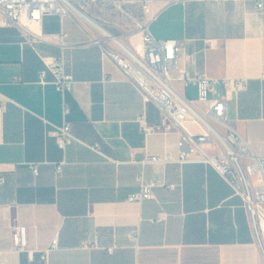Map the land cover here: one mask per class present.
Here are the masks:
<instances>
[{
  "label": "crops",
  "instance_id": "obj_1",
  "mask_svg": "<svg viewBox=\"0 0 264 264\" xmlns=\"http://www.w3.org/2000/svg\"><path fill=\"white\" fill-rule=\"evenodd\" d=\"M123 9L100 2L86 13L132 48L142 43L138 22L156 39H178L179 67L191 74L247 79L240 92L216 84L212 97L264 156V8L174 0L147 14L137 3ZM96 35L75 16L46 15L28 33L0 27V264H264L242 198L211 166L175 160L180 131L166 128ZM61 55L67 93L44 63ZM65 122L74 141L60 150L53 132ZM166 154L172 160L143 163ZM151 181L152 198L127 200ZM17 225L23 251L12 242Z\"/></svg>",
  "mask_w": 264,
  "mask_h": 264
},
{
  "label": "built area",
  "instance_id": "obj_2",
  "mask_svg": "<svg viewBox=\"0 0 264 264\" xmlns=\"http://www.w3.org/2000/svg\"><path fill=\"white\" fill-rule=\"evenodd\" d=\"M155 1L174 0H0V27H14L28 33L29 29L24 21L39 22L46 15L80 17V13L86 14L87 6L100 2L110 3L124 13V3H137L147 14L150 5ZM253 1L257 8H264V0ZM87 23L86 25L89 24ZM138 25L144 32L142 43L137 48L130 47L103 25L104 31L98 30L100 34L94 36L93 41L104 47L113 62L136 85L144 102H151L160 110L167 123L166 128H176L180 131L175 160L178 163L199 162L211 166L242 198L258 245L264 252V156L256 155L247 140L229 126L226 101L212 97L216 84H221L225 92H240L247 88V79L216 80L205 74H191L179 67L181 41L173 38L156 39L144 23L138 22ZM33 40L31 37L30 41ZM44 63L53 74L57 89L63 93L70 92L73 79L65 71L63 56L48 57L44 59ZM44 75L45 71H42L41 80ZM261 79L264 81V77ZM177 83H180L183 89L193 88L194 95H187L179 89ZM68 111L69 107L64 103V114ZM142 130L149 132L152 127L142 126ZM53 136L60 150H64L74 141L69 122L58 127ZM170 160L171 156L166 154L145 158L143 163ZM31 168L37 173L35 165H31ZM60 168L59 164L57 169ZM3 182L4 178L1 177L0 183ZM155 186L153 181L142 183L140 189L130 194L127 200L150 199ZM12 230L14 248L18 251L25 250V227L17 225ZM56 246L55 238L51 247Z\"/></svg>",
  "mask_w": 264,
  "mask_h": 264
},
{
  "label": "bare ground",
  "instance_id": "obj_3",
  "mask_svg": "<svg viewBox=\"0 0 264 264\" xmlns=\"http://www.w3.org/2000/svg\"><path fill=\"white\" fill-rule=\"evenodd\" d=\"M80 17H82V19H84L86 22L90 23V25H92L94 28H96L99 31H104V29L97 23L93 22L92 20H90L86 14L84 13H80ZM24 24L28 27V29L33 28L36 24L37 21H24Z\"/></svg>",
  "mask_w": 264,
  "mask_h": 264
},
{
  "label": "rangeland",
  "instance_id": "obj_4",
  "mask_svg": "<svg viewBox=\"0 0 264 264\" xmlns=\"http://www.w3.org/2000/svg\"><path fill=\"white\" fill-rule=\"evenodd\" d=\"M87 8H88V6L85 8V12H86V10H87ZM87 14V13H86ZM88 15V14H87ZM90 16V15H89ZM83 23L85 22V24L87 23L86 21H84L82 18H80V17H78ZM92 18V17H91ZM95 20V19H94ZM97 21V20H96ZM97 22H99V21H97ZM100 23V22H99ZM88 24V23H87ZM102 24V23H101ZM87 26H89L90 27V29L92 30V32L94 33V34H100V32L97 30V29H95L92 25H90V24H88ZM104 26V25H103ZM105 27V26H104ZM106 28V27H105Z\"/></svg>",
  "mask_w": 264,
  "mask_h": 264
}]
</instances>
